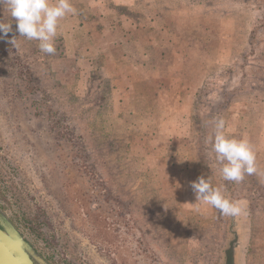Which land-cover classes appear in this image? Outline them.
I'll return each instance as SVG.
<instances>
[{
  "label": "rangeland",
  "instance_id": "1",
  "mask_svg": "<svg viewBox=\"0 0 264 264\" xmlns=\"http://www.w3.org/2000/svg\"><path fill=\"white\" fill-rule=\"evenodd\" d=\"M138 1L145 17L70 0L54 55L10 45L17 25L0 6L13 21L0 40V207L52 264H221L231 216L193 205L203 176L244 201L240 264H264V0ZM131 23L143 27L137 42L171 44L158 82L132 69L135 44L130 64L105 56ZM217 118L253 146L257 173L223 180Z\"/></svg>",
  "mask_w": 264,
  "mask_h": 264
},
{
  "label": "clouds",
  "instance_id": "2",
  "mask_svg": "<svg viewBox=\"0 0 264 264\" xmlns=\"http://www.w3.org/2000/svg\"><path fill=\"white\" fill-rule=\"evenodd\" d=\"M0 6L17 25L19 38L13 36L7 39L13 31L11 22L0 20V40H6L17 47L20 38L37 41L42 53L54 55L55 38L58 34L60 21L76 9L70 0H0ZM215 161L219 165L220 174L225 181L240 182L245 175L257 173L256 153L253 146L245 138H230L225 134V121L217 118L214 121V136L210 137ZM196 204L209 205L223 216L236 217L245 212L244 201L228 198L223 186H213L209 179L203 176L191 183Z\"/></svg>",
  "mask_w": 264,
  "mask_h": 264
},
{
  "label": "crops",
  "instance_id": "3",
  "mask_svg": "<svg viewBox=\"0 0 264 264\" xmlns=\"http://www.w3.org/2000/svg\"><path fill=\"white\" fill-rule=\"evenodd\" d=\"M112 2L116 4L117 7L120 6H126V7H130V10H134L136 13L139 12L137 14L140 16L145 17V15L143 14V10H141V4H138V0H112ZM142 12V13H140ZM129 28H127V36L124 34V36L122 37V39H117V40H110L108 39L106 41V44L104 45V50L105 52V56L109 57L110 56V62L113 63L115 66H124V61L128 62L127 59H130L132 62V58L131 56L126 52V49H129V46L131 44H135L137 50L139 49L140 52H137L134 64H136V67H132L133 70H135L136 72H141L142 71V75H146L147 77H143L142 81H148V82H158L160 81V77L157 75H154V67L162 65L163 63H165V60L169 58L168 53H166L165 51H162V49H169V46L171 45L170 42H166V43H162L161 41H156L155 38H153V41L150 42L148 41L147 45H144L141 41L137 42V40H135V38L133 37V33L134 32H139L143 29L142 26H140L138 23L135 25V23H131L130 26H128ZM154 28V26H153ZM114 27L112 26H108V28H105L103 30L102 35L106 34V37L112 35V33H114ZM153 32V31H152ZM132 33V35H131ZM94 34V32H93ZM151 34V32H150ZM105 37V38H106ZM137 39V38H136ZM138 50V51H139ZM160 50V52H158ZM129 55H127V54ZM121 60V63L119 64ZM124 60V61H123ZM129 63V62H128ZM130 64V63H129ZM138 66V67H137ZM152 66V68H150ZM152 74V75H150ZM110 80L112 82H116L114 84V86H118L117 82H121L123 84L124 83H128L129 85L127 86V89L130 87L131 90H135L136 94H137V89H132L131 83L129 81H126L124 78L122 79H118L117 77H110ZM126 89V90H127ZM132 94H130L131 96ZM131 98V97H128ZM158 97L155 96V94L151 95V99L152 102L155 103V99L157 100Z\"/></svg>",
  "mask_w": 264,
  "mask_h": 264
},
{
  "label": "water",
  "instance_id": "4",
  "mask_svg": "<svg viewBox=\"0 0 264 264\" xmlns=\"http://www.w3.org/2000/svg\"><path fill=\"white\" fill-rule=\"evenodd\" d=\"M231 239L221 264H240L243 235L240 222L231 217ZM0 264H52L27 233L0 207Z\"/></svg>",
  "mask_w": 264,
  "mask_h": 264
}]
</instances>
